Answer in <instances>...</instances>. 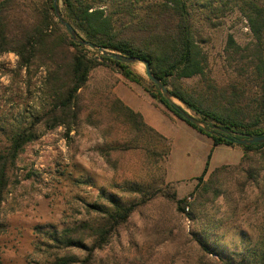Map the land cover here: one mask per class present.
<instances>
[{"label": "rangeland", "instance_id": "374dc122", "mask_svg": "<svg viewBox=\"0 0 264 264\" xmlns=\"http://www.w3.org/2000/svg\"><path fill=\"white\" fill-rule=\"evenodd\" d=\"M23 2V13L18 5L12 9L31 22L36 10L41 9V0ZM58 5L60 8V0ZM230 9L218 12L216 18L212 16L210 23L203 25L202 9L197 8L196 24L206 34L202 47L208 55V79L183 78L179 85L191 98L206 105L213 99L209 82L227 93L235 89L244 98L239 97V108L250 113L259 91L258 79L251 71L239 74L235 60L227 59L224 47L229 34L241 48L250 47L251 37L244 17ZM54 20L57 21L55 15ZM59 26L60 32L66 31L60 23ZM87 49L95 54L94 49ZM17 62L15 52L0 54V146L7 143L11 132L31 123L35 137L23 145L7 171V186L0 203V264H50L67 256L76 260L73 264H239L252 248L261 247L264 193L260 191L264 185L253 184L237 168L240 163L245 170L252 167L243 158L250 153L238 145L213 146L210 137L152 98L144 90L153 88L142 62L130 64L142 78L140 85L123 78L114 65L95 66L81 91L79 119L70 129L65 124L48 127L34 120L47 109V98L42 93L46 69L36 64L26 69L18 67ZM119 92L132 97L135 105H145L152 111L162 133L134 110L166 142L144 132H133L112 112L111 94L120 99L116 94ZM173 100L201 118L182 102ZM217 103L225 104L226 100ZM206 123L208 128L214 126L211 121ZM122 144L125 147L120 148ZM210 150L203 181L212 180L218 194L203 207L199 205L196 217L190 219L176 209V200L193 199L191 193ZM215 168L221 170L211 177ZM136 186L140 192H134ZM109 194L125 204L140 203L104 246L95 250L71 249L51 240L49 233L62 234L75 228L72 236L84 240L90 248L94 238L89 236L87 224L102 216L90 205L108 204ZM202 237L213 251L202 249L197 241Z\"/></svg>", "mask_w": 264, "mask_h": 264}, {"label": "trees", "instance_id": "16d2710c", "mask_svg": "<svg viewBox=\"0 0 264 264\" xmlns=\"http://www.w3.org/2000/svg\"><path fill=\"white\" fill-rule=\"evenodd\" d=\"M22 1L21 3H18ZM62 17L78 32L81 38L91 41L102 48L128 56L147 60L152 73L168 87L173 98L182 102L188 109L200 115L205 121L230 131L226 135L214 131L209 134L183 120L175 110L168 106L157 87L151 82L153 90H144L162 103L170 112L186 124L207 135L212 145H238L250 156H243L251 162V168L245 170L246 177L255 185H264V142L242 145L235 139L244 135L264 134V0H60ZM18 3V4H17ZM23 0L0 1V54L12 51L18 55V67L28 69L31 65L45 66L46 77L42 93L47 98V109L35 116L37 123L44 122L48 127L65 124L67 129L77 123L81 111V91L86 85L90 71L97 65H114L123 78L129 82L142 84V78L135 73L130 64L102 56L96 49L90 54L87 47L72 40L68 32L61 31L54 20L52 0H41V9L36 10L33 21H26L23 14L12 9L18 5L19 11L25 10ZM238 11L246 20L250 32V47L241 48L233 36L226 37L224 53L228 60H235L238 73L249 71L258 79L259 91L253 100V111L240 109L243 96L234 89L227 93L210 82L207 84L212 95V103L202 104L184 91L179 85L183 78L199 76L207 80L208 55L203 43L206 41L205 30L197 26L196 10L202 9L203 25L210 23L212 16L225 9ZM51 27V28H49ZM236 55L237 57H232ZM240 62V63H239ZM170 86V88H169ZM241 97V99L239 98ZM226 100L225 104L217 103ZM110 109L130 126L133 132L147 133L150 138L166 142L165 137L147 126L141 115L125 105L111 94ZM201 102V104L197 103ZM34 123L11 132L7 143L0 146V203L7 186V171L13 165L23 145L35 137ZM133 140V139H132ZM166 144V143H165ZM125 147L123 144L120 148ZM168 153L166 146L165 154ZM211 150L207 154L204 167L198 176L191 196L176 200V209L190 219L196 217V211L203 207L212 196L218 194L212 180L203 181L206 174ZM248 157V158H247ZM221 168H215L211 177ZM210 177V178H211ZM139 186L134 192H140ZM262 194L264 190L260 191ZM143 195V193H142ZM150 195L147 196H151ZM174 198V196H172ZM108 204L90 205L102 215L91 225L90 248L80 238H74L75 228L62 234L49 233L52 241L61 247L71 249H100L108 242L109 236L117 226L125 222L140 202L130 204L121 202L114 194L106 196ZM201 205V206H199ZM198 206V207H197ZM187 208V209H186ZM195 213H193V209ZM203 250L211 252L204 237L199 238ZM221 257V256H220ZM229 259V256L226 255ZM222 259V258H221ZM71 257H61L50 264H73ZM225 264H232L225 261ZM239 264H264V241L259 249L252 248L250 255L243 256Z\"/></svg>", "mask_w": 264, "mask_h": 264}, {"label": "water", "instance_id": "95a60500", "mask_svg": "<svg viewBox=\"0 0 264 264\" xmlns=\"http://www.w3.org/2000/svg\"><path fill=\"white\" fill-rule=\"evenodd\" d=\"M52 7L53 12L55 15V18L60 23V25L68 32L72 40L76 43L82 44L85 47L96 49L102 56L109 57L114 60H118L123 63L132 64L137 61L142 62L145 66V73L149 80L157 87L160 95L162 98L167 102L168 106L173 108L183 120H186L190 124H193L194 126L202 129L203 131L213 134L214 131L222 132L223 134H230L231 132L228 130H225L221 128L218 125L212 126V128H208L207 123L204 119L195 117L191 114H189L186 110L181 108L178 104H176L173 100V97L170 94V91L168 87H166L162 82L152 73L150 69L149 62L147 60L139 59L136 56H128L124 55L122 53L108 50L105 48H102L101 46L96 45L95 43L91 41H87L78 34V32L70 25L69 22H67L61 15L60 8L58 5V0H52ZM235 142L242 145H250L253 143H263L264 142V134L263 135H244L241 137H238L235 139Z\"/></svg>", "mask_w": 264, "mask_h": 264}, {"label": "crops", "instance_id": "0c3cea01", "mask_svg": "<svg viewBox=\"0 0 264 264\" xmlns=\"http://www.w3.org/2000/svg\"><path fill=\"white\" fill-rule=\"evenodd\" d=\"M116 94L132 110L139 111L141 113L144 121L148 125L152 126L153 128H155L156 130L160 131L161 133L163 132L162 129L160 128V126L156 125L158 123L156 121H154L155 119L153 118L152 111L147 106H145V105H142V106L135 105V102H134L133 98L129 97L128 94H125V93H122V92H119V93H116Z\"/></svg>", "mask_w": 264, "mask_h": 264}, {"label": "built area", "instance_id": "2783aa9c", "mask_svg": "<svg viewBox=\"0 0 264 264\" xmlns=\"http://www.w3.org/2000/svg\"><path fill=\"white\" fill-rule=\"evenodd\" d=\"M187 209V208H186Z\"/></svg>", "mask_w": 264, "mask_h": 264}]
</instances>
